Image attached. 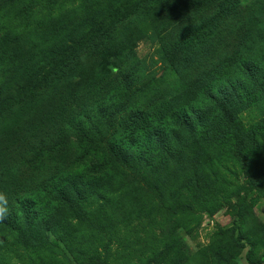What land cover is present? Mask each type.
I'll return each instance as SVG.
<instances>
[{
  "label": "trees",
  "instance_id": "16d2710c",
  "mask_svg": "<svg viewBox=\"0 0 264 264\" xmlns=\"http://www.w3.org/2000/svg\"><path fill=\"white\" fill-rule=\"evenodd\" d=\"M59 1L29 0L20 7V0H0V7L9 10L1 21L0 48L9 36H13L14 45L18 29L23 23L27 27L32 22V29H39L40 49L50 43L47 48L55 53L60 41L66 45L49 65L50 69H58L40 71L27 81L0 80V191L6 193L9 201V214L0 222L15 231L25 225L30 230L32 220L50 217L40 195L53 201L58 193L76 213H85L83 203L86 194L93 193L94 183L87 182L89 176L81 173L77 162L92 152L98 157L99 153L104 154L107 158L98 160L109 166L137 172L135 156H144L153 143L147 134L158 136L160 132L167 136L173 133L174 125L191 134L197 127L188 143L199 145L201 152L183 163L186 166L200 161L199 166H207L205 162L219 155V146H213L218 141L212 136L221 133L223 127L209 132L208 116H213L203 114L193 95L197 87L218 81L225 68L237 69L242 76L233 80L231 94L230 87L216 84L223 94L221 105L230 109L224 116L226 127L237 131L240 125L238 116L230 115L232 99L241 98L245 105L250 104L248 97L252 91L245 85L240 87V82L247 77L257 78L264 93V66L258 62L261 56L254 59L257 51L264 52V0H84L54 17L49 10ZM147 28L152 32L147 34ZM150 35L160 40L161 61L167 68L165 73H175L173 80L148 74L146 79L143 77L144 61L138 57V45ZM115 37L121 46L117 56L122 53V61L128 62L118 67L110 63L111 52L106 49ZM213 46L222 51L218 50L215 57L206 55ZM4 61L1 57L0 66ZM213 61L217 62L213 68L195 73L198 67ZM96 66L98 73L94 71ZM129 66L133 74L139 75L135 81L127 72ZM0 70L3 74L8 69L2 66ZM34 82V86L27 88ZM126 88L130 94L125 92ZM239 89L244 96L237 92ZM101 90L112 97L118 93V98L124 92L127 94L121 105L125 116L124 120L120 118V127L114 125V114L106 113L105 120L94 117L96 109H108L96 96ZM92 97L95 106L84 111L82 106ZM73 101L74 111L69 107ZM12 107L16 113L11 115ZM142 114L146 115L143 119ZM136 118L145 124L138 135L130 123ZM156 120L160 129L152 125ZM73 130L79 135L73 137ZM125 141L133 142L127 147ZM66 188H71L67 195ZM113 206V199H101L99 209L104 212L105 221L110 218L105 214L107 209ZM16 233L29 249V239L19 231ZM77 241L78 237L69 245H76ZM263 263L264 258L257 264Z\"/></svg>",
  "mask_w": 264,
  "mask_h": 264
},
{
  "label": "rangeland",
  "instance_id": "374dc122",
  "mask_svg": "<svg viewBox=\"0 0 264 264\" xmlns=\"http://www.w3.org/2000/svg\"><path fill=\"white\" fill-rule=\"evenodd\" d=\"M27 2L29 0H20V7ZM83 2L84 0H60L49 12L55 17L62 10H72ZM262 4L264 5V1ZM8 12V9L0 11V28L2 18ZM33 23L35 22L27 27L23 23L15 35L14 45L11 43L13 36H9L6 45L0 48V55L5 58L2 66L8 69L3 74L0 70V80L18 82L27 81L30 76L35 78L40 71L50 69L52 58L59 57L66 47L60 41L55 53L47 48L50 43L40 49L42 42L39 29L33 30ZM26 32L28 34L24 37ZM151 32L147 28V34ZM32 40H36L34 44L31 43ZM119 44L115 37L106 48L111 52L109 61L114 67L128 63L122 61V53L117 56L121 49ZM160 45L158 37L151 35L140 41L138 57L144 61L141 68L145 73L143 77L146 79L148 74L173 80V70L165 73L167 68L161 61L163 53ZM218 50L222 51L221 47L213 46L205 54L215 57ZM258 56H261L258 62L264 66V52L257 51L254 59ZM216 63L213 61L202 65L195 73L207 71V68H213ZM131 66L127 72L131 80L135 81L139 75L130 71ZM94 71L98 73L97 66ZM238 77L242 76H239L237 69L227 67L218 81H209L195 89V102L204 115L213 116H208L211 120L209 132L214 133L213 128L223 127L221 133H214L212 136L214 141H218V144L213 142V146H219V155L205 162L204 165L207 166H199L200 161L186 166L183 163L201 152L199 145L188 143V137L197 127L191 130V134L180 125H174L173 133L167 136L160 132L158 136L156 133L147 134L153 143L143 153L144 156H135L137 172H126L120 166H109L98 160L99 157L105 160L107 157L104 154L99 153L98 157L97 153L92 152L77 162L81 173L94 181L87 179L88 183H94V187L93 193L86 194V203H83L85 213H76L58 193L57 199L53 201L47 195H40L44 198L50 217L43 221L32 220L30 230H27L25 223L24 229L15 231L0 222V264L260 262L264 258V93L258 87L257 78L247 77L240 82V87L245 85L248 91H252L248 97L251 98L250 104L245 105L241 98L232 99L230 115L238 116L240 125L237 131L226 127L224 116L230 113V109L221 105L223 94L216 84L230 87L231 94L235 86L233 80ZM191 78L194 82L195 75ZM34 85L35 82L29 83L27 88ZM125 92L130 94V89L126 88ZM237 92L244 96L243 90L239 89ZM124 93L118 98V93L112 97L111 93L108 95L101 90L96 96L103 100L100 104L106 105L108 109H96L94 117L96 115L105 120L106 113L114 114V125L120 127L119 123L125 116V112L121 110L127 96ZM75 102H71L69 106L73 111ZM94 103L96 104L92 97L85 101L82 109L92 110ZM9 110L11 115L16 113L14 107ZM145 116L142 114L141 119ZM141 119L136 118L130 122L135 135L145 127ZM152 125L157 126V120ZM157 129L160 127L157 126ZM72 135L76 137L79 133L73 130ZM132 142L125 141V146L129 147ZM77 156L80 157L78 153ZM64 192L67 195L71 188H66ZM103 197L111 198L115 203L105 213L110 216L107 221L102 217L104 212L99 209ZM18 231L24 234L25 239H29V249L24 247L22 236L16 233ZM77 237L78 243L69 245Z\"/></svg>",
  "mask_w": 264,
  "mask_h": 264
},
{
  "label": "clouds",
  "instance_id": "9594fccd",
  "mask_svg": "<svg viewBox=\"0 0 264 264\" xmlns=\"http://www.w3.org/2000/svg\"><path fill=\"white\" fill-rule=\"evenodd\" d=\"M9 214V201L6 193L0 191V221Z\"/></svg>",
  "mask_w": 264,
  "mask_h": 264
}]
</instances>
